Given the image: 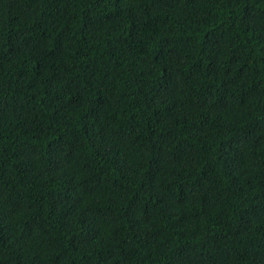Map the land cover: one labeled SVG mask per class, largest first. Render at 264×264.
Segmentation results:
<instances>
[{"label": "trees", "instance_id": "1", "mask_svg": "<svg viewBox=\"0 0 264 264\" xmlns=\"http://www.w3.org/2000/svg\"><path fill=\"white\" fill-rule=\"evenodd\" d=\"M0 264H264V0H0Z\"/></svg>", "mask_w": 264, "mask_h": 264}]
</instances>
